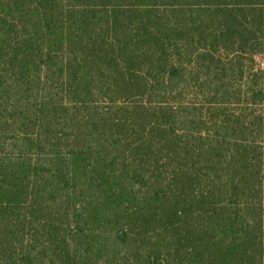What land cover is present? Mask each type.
Wrapping results in <instances>:
<instances>
[{"label":"trees","instance_id":"trees-1","mask_svg":"<svg viewBox=\"0 0 264 264\" xmlns=\"http://www.w3.org/2000/svg\"><path fill=\"white\" fill-rule=\"evenodd\" d=\"M264 0H0V264H264Z\"/></svg>","mask_w":264,"mask_h":264},{"label":"rangeland","instance_id":"rangeland-1","mask_svg":"<svg viewBox=\"0 0 264 264\" xmlns=\"http://www.w3.org/2000/svg\"><path fill=\"white\" fill-rule=\"evenodd\" d=\"M257 69L264 73V53L256 59Z\"/></svg>","mask_w":264,"mask_h":264}]
</instances>
